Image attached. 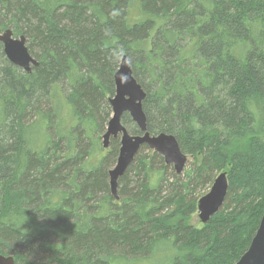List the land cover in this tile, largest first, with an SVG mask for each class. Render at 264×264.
<instances>
[{
	"label": "trees",
	"instance_id": "obj_1",
	"mask_svg": "<svg viewBox=\"0 0 264 264\" xmlns=\"http://www.w3.org/2000/svg\"><path fill=\"white\" fill-rule=\"evenodd\" d=\"M8 29L39 64L28 74L0 42V255L142 264L162 250L171 264H235L264 210V0H0V32ZM116 45L146 93L148 131L200 157L177 174L143 146L118 199L109 171L120 139L102 144ZM123 121L140 134L129 114ZM235 143L243 149L232 153ZM226 168L222 209L191 227Z\"/></svg>",
	"mask_w": 264,
	"mask_h": 264
},
{
	"label": "water",
	"instance_id": "obj_2",
	"mask_svg": "<svg viewBox=\"0 0 264 264\" xmlns=\"http://www.w3.org/2000/svg\"><path fill=\"white\" fill-rule=\"evenodd\" d=\"M0 42L7 59L28 74L38 66V61L30 54L25 36L16 37L11 29L0 32ZM115 95L109 99L112 116L102 137L104 149H108L112 139H120L117 162L109 171L110 189L118 199L119 180L122 178L135 156L147 146L163 157L166 165L172 166L181 174L188 163V155L183 152L176 137L171 134H152L148 131L147 118L143 111L146 93L133 76L130 65L120 64L114 77ZM125 114H129L137 125L140 134L131 135L122 123ZM229 191L227 172H221L213 181L207 194L197 203V213L202 224H207L223 207ZM0 264H17L12 256L0 255ZM235 264H264V210L257 231L247 251Z\"/></svg>",
	"mask_w": 264,
	"mask_h": 264
},
{
	"label": "rangeland",
	"instance_id": "obj_3",
	"mask_svg": "<svg viewBox=\"0 0 264 264\" xmlns=\"http://www.w3.org/2000/svg\"><path fill=\"white\" fill-rule=\"evenodd\" d=\"M126 116V114L124 115V117ZM123 125L126 127V129H128V124H125V122L123 121L122 122ZM132 125L129 126V128L131 127ZM242 150L243 149V144L242 143H235L234 145H232L230 151L233 153L234 151H239V150ZM153 152V151H152ZM154 153V152H153ZM195 162L199 163L200 162V157H195V156H192V155H188V163H187V166L186 168H188V166L190 164H194ZM185 168V170H186ZM113 169V168H112ZM225 172H227V168L226 170H224ZM222 171L218 172L217 173V176L221 173ZM216 176V177H217ZM211 188V187H210ZM210 190V189H209ZM208 191H204V195L207 194ZM203 195V196H204ZM187 223L195 228V229H202L204 226L202 225L200 219H199V216H198V213L196 212L195 214H193L192 216H190L187 220ZM158 250V248L156 249V251ZM164 254V251L162 250H159L156 252V255H155V258H151V259H146L145 258H141L140 260H144L142 264H171L169 263V258L171 257L170 254ZM160 255V256H159ZM158 256V257H157ZM137 264H141V261H138V262H135Z\"/></svg>",
	"mask_w": 264,
	"mask_h": 264
},
{
	"label": "clouds",
	"instance_id": "obj_4",
	"mask_svg": "<svg viewBox=\"0 0 264 264\" xmlns=\"http://www.w3.org/2000/svg\"><path fill=\"white\" fill-rule=\"evenodd\" d=\"M113 18H116L120 15L119 9H114L111 13ZM108 59L112 63L116 64H125L130 65L131 64V56L128 55L126 49L122 45H116L109 49L108 52Z\"/></svg>",
	"mask_w": 264,
	"mask_h": 264
},
{
	"label": "flooded vegetation",
	"instance_id": "obj_5",
	"mask_svg": "<svg viewBox=\"0 0 264 264\" xmlns=\"http://www.w3.org/2000/svg\"><path fill=\"white\" fill-rule=\"evenodd\" d=\"M16 38V37H15ZM2 44V43H1ZM3 46V45H2Z\"/></svg>",
	"mask_w": 264,
	"mask_h": 264
},
{
	"label": "bare ground",
	"instance_id": "obj_6",
	"mask_svg": "<svg viewBox=\"0 0 264 264\" xmlns=\"http://www.w3.org/2000/svg\"><path fill=\"white\" fill-rule=\"evenodd\" d=\"M199 216V215H198Z\"/></svg>",
	"mask_w": 264,
	"mask_h": 264
}]
</instances>
